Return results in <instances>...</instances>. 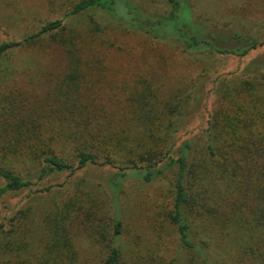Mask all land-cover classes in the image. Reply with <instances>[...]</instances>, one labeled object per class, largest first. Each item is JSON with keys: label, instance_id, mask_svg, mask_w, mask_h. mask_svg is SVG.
<instances>
[{"label": "trees", "instance_id": "obj_1", "mask_svg": "<svg viewBox=\"0 0 264 264\" xmlns=\"http://www.w3.org/2000/svg\"><path fill=\"white\" fill-rule=\"evenodd\" d=\"M211 1L220 7L224 0ZM166 2L169 11L154 16L127 0L126 18L114 13L115 0H78L20 40L0 41V197L52 191L59 200L43 205V244L31 206L18 208L7 228L0 222V264H80L83 242L99 248L97 264H264V61L251 60L239 75L217 74L206 91L214 100L204 132L179 137L181 120L208 96L199 81L215 67L211 58L242 59L264 40L228 31V24L216 30L199 20L195 0ZM95 7L153 39L178 40L199 70L192 68L196 74L183 87L168 88L156 73H131L106 86L108 96L121 98L108 107L94 102L83 86L100 57L93 41L66 33L65 19ZM137 9L141 13H132ZM225 17L240 20L229 12ZM91 30L103 27L94 20ZM53 45L65 58L58 73L51 67ZM89 167L112 171L101 180L77 175ZM170 167L171 202L153 228L159 233L153 239L142 230L122 244L124 182L135 174L149 183ZM62 174L64 184L33 189ZM172 231L177 251L171 255L166 236ZM194 233L208 241L198 244Z\"/></svg>", "mask_w": 264, "mask_h": 264}, {"label": "rangeland", "instance_id": "obj_2", "mask_svg": "<svg viewBox=\"0 0 264 264\" xmlns=\"http://www.w3.org/2000/svg\"><path fill=\"white\" fill-rule=\"evenodd\" d=\"M76 1L78 0H0V41L20 40L25 33L38 27L44 21L61 17L64 10L63 7L73 5ZM126 1L115 0L114 13L129 18L130 9L126 5ZM131 2L132 5L135 4L138 8H141L143 12L154 16L166 14L170 9L166 0H131ZM208 3L213 5L211 0ZM212 5L208 6L206 0H195L199 20L214 26L219 31L221 29L223 31L224 24H228V31L233 28L264 40V0H224L221 2L220 7ZM220 8L222 9L219 10ZM226 12L227 14L229 12L231 17L240 20H226ZM114 13L95 7L65 19L69 30L66 33L75 34L74 41L82 39L86 42L85 44L93 41L91 45L94 46V51L100 57L98 66L91 74L87 75L86 80L88 81L83 86L84 91L88 93L94 102L99 101L105 107H108L110 101L121 98V94H116V96L110 94L108 96L109 89L107 90L106 86L109 82L113 83L114 80H123L124 77L131 73H156L167 88L175 85L183 87L181 86L182 83L189 82V77L195 76L196 73L193 72L192 68L198 69V62L195 61L192 55L186 58L180 52L182 44L178 40L169 36L153 39L143 31L130 28L127 23L122 21L124 20L122 16H115ZM132 13L139 14L141 11L137 9L133 10ZM94 20L102 25L103 31L101 33L93 34V30L90 31ZM89 35L92 36L89 37ZM100 42H102L101 45ZM49 51L52 62L51 67L53 68L52 72L63 71L65 58L61 49L53 45ZM211 59L215 67L208 72L206 78H202L203 80L199 81L203 84L205 92L213 86L212 81L217 74L221 75V79L231 75H239L242 74L243 68L251 60L256 62L257 60L264 61V45L259 46L242 59L220 55H216ZM112 98L115 99L111 100ZM213 100L214 95L212 92L208 93L207 98L203 96V106L201 105L198 111H195L196 106L193 107L188 117L181 120L183 130L180 131L179 137L201 136L207 125ZM87 169L89 170L85 172L78 171L77 175L83 174L93 180H101L102 177L112 171V169L98 167H89ZM174 171L170 167L164 171L162 176L149 183L140 180L135 174H131L124 182L119 197L122 207V220L125 224L122 244L130 242L134 235L141 234L142 230H144L145 234L147 232L153 239V236L159 233L154 231L153 228H156L155 226L159 227V218L164 217L169 210L171 202V184L169 180ZM66 180V174H62L59 177L45 179L34 186L33 189H41L50 184H64ZM2 184L3 181L0 179V186ZM27 193V190H25L17 194L8 193L0 197V222L4 221L7 228L9 226L8 220L18 208L31 206L33 210L31 217L36 224L37 239L40 244H43L41 238H43L44 229L39 222L41 212H43L42 208L44 204L50 203L52 199L57 197L52 195V191L50 195L38 192L30 197H27ZM52 201L57 202L59 200ZM200 229L202 228L198 226L197 230L200 231ZM125 233L127 234L126 236ZM166 238L168 239L166 244H168V249L172 255V251L177 248L174 232H171L170 238L167 236ZM193 239L198 244L200 243L199 240L207 242L208 235L194 233ZM221 240L219 239V243L223 242ZM215 241L217 243V239ZM80 249L82 250L80 264L98 263L100 250L97 246L90 248L83 242Z\"/></svg>", "mask_w": 264, "mask_h": 264}]
</instances>
